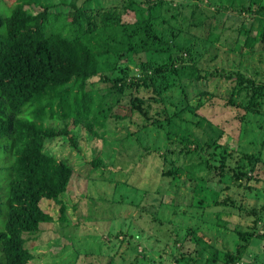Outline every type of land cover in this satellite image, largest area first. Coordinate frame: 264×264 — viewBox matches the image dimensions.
<instances>
[{
    "label": "trees",
    "instance_id": "trees-1",
    "mask_svg": "<svg viewBox=\"0 0 264 264\" xmlns=\"http://www.w3.org/2000/svg\"><path fill=\"white\" fill-rule=\"evenodd\" d=\"M177 1L172 6L173 0H114L103 6L101 0H0V264H49L46 247L34 244L40 225L54 221L41 208V199L59 205L56 220L64 223L68 207L60 195L71 184L85 178L115 186L120 180L111 165L118 164L123 172L131 160L144 164L149 154L160 161L148 175L159 176L174 190L182 181L190 184L187 207L204 211L224 205L229 210L218 211V221L234 212L252 219L247 228L227 231L224 223H213L214 239L225 233L219 248L198 235L189 217L195 214L181 211L188 237L199 246L194 254L209 250L204 264H264V203L248 208L252 191L256 201L264 199V174L255 166L242 172L237 158L241 153L220 144L223 129L198 112L215 91L191 89L198 81L205 87L208 80H229L233 84L226 88L227 104L243 110L242 122L253 124L248 115L264 119V0H207L203 5V0ZM61 5L70 10L52 11ZM186 5L188 21L182 13ZM129 10L135 18L131 22L123 19ZM168 12L172 20L165 17ZM223 12L229 24L218 20ZM226 47L238 56L237 65L205 68ZM246 56L263 64L261 78L260 65L247 73L251 68L244 64ZM149 127L164 131L163 149L154 151L137 136ZM256 129L261 135L252 140L259 139L260 152L251 157L262 162L264 124ZM53 139H62L67 155L60 158L47 151L46 141ZM104 155L108 164L101 168ZM231 186L245 202L229 195L218 198ZM149 189L145 200L152 194ZM155 192L159 203L152 205V226L161 220L160 212L163 216L176 209L174 197L164 202V193ZM138 205L142 216L148 205ZM91 213L95 218L98 210ZM85 215L80 212L73 227ZM132 225L129 220L127 229L114 235L126 239L120 245L133 238ZM258 241L263 242L259 251L244 258ZM198 261L184 252L174 256V264ZM110 263L107 259L105 264Z\"/></svg>",
    "mask_w": 264,
    "mask_h": 264
},
{
    "label": "rangeland",
    "instance_id": "rangeland-1",
    "mask_svg": "<svg viewBox=\"0 0 264 264\" xmlns=\"http://www.w3.org/2000/svg\"><path fill=\"white\" fill-rule=\"evenodd\" d=\"M80 1L81 0H79V3ZM113 1L114 0H101V3L104 4L103 6H106L115 3ZM206 1L207 0H203L202 2L199 1V4L203 5ZM177 2L179 1L173 0L172 6H175ZM187 5L183 8L182 13L186 15L188 21L190 10ZM210 8L214 10L215 7L211 6ZM38 9L39 8H36L35 10ZM69 10L70 8L64 5L52 8V11L55 12H68ZM165 17L172 20L169 12ZM123 19L130 22L133 21L135 19L133 11L129 10L124 13ZM194 20L197 19L195 18ZM218 20L224 21L225 24H229L226 12H223ZM257 53L258 52H256L255 55ZM253 57L246 56L244 61V64L248 62L251 68L247 73H252L254 64L260 65L262 70L260 75L261 78L263 64L256 60L253 61ZM202 59V63H204V58L202 57ZM238 60V56L226 47V49L220 53V57L207 62L205 68H233L237 65ZM200 84V81L192 83L191 89L194 87V90L208 89L209 91H215L217 94L208 99L205 106L201 107L198 112L223 129V135L219 139L220 144H227L229 148L241 153L237 158L240 160L238 165L242 172H245L251 166H255L257 173L259 171L264 174V152L261 154L262 162L251 157V155H258L260 152L259 139L255 141L252 139H257V137L261 135L260 131L256 129V124H264V119L261 120L252 115H248V118L252 119L253 124L250 125L249 123L242 122L241 114H243V110L227 104L228 95L226 94V88L233 84L231 81L215 79L206 81L205 87ZM124 99H126V97H123L122 101ZM194 101H196V98L193 99V103ZM153 107L156 109L158 105L153 103ZM113 110L119 112L116 107H114ZM152 115L155 114L152 113ZM133 119L139 121L138 117H134ZM49 122L57 123L55 121ZM251 126L254 127L253 130L242 132V129H249ZM131 129H135L134 125H131ZM137 136L144 146L154 151L161 150L166 146L164 131L160 128L149 127L145 129V132H139ZM61 142L62 139L47 140V151L56 152L60 158L64 157V155L68 154V149L62 148ZM237 158L235 160H237ZM104 159L105 161L101 168L105 167V162L108 164V158L105 155ZM73 160L75 161V159ZM131 161L130 164L124 165L123 172L117 170L119 167L118 164L115 166L114 163L110 166H114L113 176L115 178L117 177V181L120 180L115 186L112 181L90 183L91 180L85 178L77 180L74 185L71 184L68 191L60 195L62 202L68 207L66 213L68 221L64 223H60L56 220L58 217L59 205L51 199H41V208L45 212L51 214L54 221L45 222L40 225L41 231L38 237L34 239V244H43L44 247H46L45 249L50 255V257L46 259V261H49V264H72L74 262L76 264H105L107 259H111L110 264H152V261H156L158 264H174V256H179L180 252L195 256L199 260L197 264H204L206 257L210 255L209 250L202 251L201 255L194 254L193 250L199 248V246L195 245L188 237L189 235L186 230L188 226L187 221H184V217L180 214L181 211L187 210L195 214V216L189 217L192 220V226H198V235L203 236L206 240L212 239L215 246L219 248H221L220 241L224 239L223 235L225 233L221 232L220 235L214 239L216 229L212 227L213 223H224L226 225L224 231H227L228 228L231 227L247 228L253 224L252 219L237 212L229 216H224L222 220L218 221L216 216L217 212L229 210L228 206H214L204 209V211L195 209L194 207H187L190 184L182 181L177 185L178 188H175L177 190H174L159 176L153 173L148 175V172L158 166L160 161L152 154H149L148 157H144V164L137 163L138 165H134V161ZM259 175L261 174L259 173ZM125 179L129 180L131 184L129 182L128 184L125 183ZM78 184H80V187L76 186ZM214 186L217 188L218 184ZM145 188H150L149 190L152 192L146 200ZM83 189L86 190V195L79 199L81 195H84H80V191ZM156 189H160L164 193V202H170L174 197L176 209H173L174 212L166 210L163 216L160 212L159 217L161 220H157L152 226L153 219L152 216H150L154 208L152 205L159 203L158 199L155 198V196L158 195L156 193L157 191L155 192ZM175 191L178 192L177 195ZM254 194L255 192L252 191L251 194L248 195L249 199H251L248 208L255 206L259 209L264 203V199L256 201ZM226 195H229L231 199H233V196L235 199L245 202V199L241 198V195L234 191V186L220 192L218 198H225ZM98 196L104 197V200H98ZM145 202L148 205V209L140 216L138 212L141 205L138 204H143ZM74 204L77 206L73 208ZM93 210H98V214L95 218L93 213H91L90 216V212ZM175 210L177 211L176 215H174ZM80 212L86 214V217L84 216L85 219L80 220L81 224L79 223V226L73 227L74 224L71 223L77 220ZM196 216H199L202 220L197 221L198 219L195 218ZM129 220L134 222V225L131 227L133 238H131L128 243L124 242L120 245V240L124 239L123 235H119L118 237L114 235L119 229H127ZM101 221H108V225ZM107 233L110 234L109 238H105ZM99 236L102 237L100 243H98ZM262 244L263 242L259 241L253 243L250 246L249 252L244 254V258H251L254 252L259 251ZM132 246H134V250L131 249ZM216 264L222 263L217 261Z\"/></svg>",
    "mask_w": 264,
    "mask_h": 264
}]
</instances>
